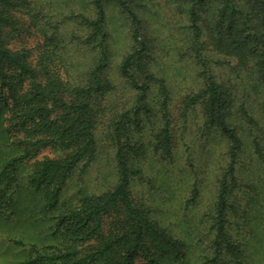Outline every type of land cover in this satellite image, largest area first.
<instances>
[{"label": "trees", "instance_id": "obj_1", "mask_svg": "<svg viewBox=\"0 0 264 264\" xmlns=\"http://www.w3.org/2000/svg\"><path fill=\"white\" fill-rule=\"evenodd\" d=\"M89 1L92 16H74L86 28L81 42L93 55L86 74L76 81L62 70L64 47L60 49L54 37H46L36 55L15 46L23 30L16 16L23 0H0V150L7 149L0 153V213L18 205L21 194L28 193L24 190L43 194L42 213L31 223L46 227L43 234L53 241L38 235L22 264H174L184 256L186 242L134 195L132 184L140 170L134 163L135 152L150 147L162 159L172 156L175 147L170 89L154 73L159 49L148 33L138 0ZM164 2L176 56L199 66L202 79L200 89L183 97L184 114L197 108L201 130L207 135L217 132L228 142V162L218 179L210 226L212 254L204 261L225 264L241 253L230 232L229 215L235 210L236 165L243 139L237 130L240 116L233 110L236 90L216 75L215 68L225 67L241 81L253 82L264 95V0ZM110 5L118 8L128 25L129 47L117 73L134 92L132 105L108 119L116 179L107 190L66 204L59 198L72 171L80 162L90 164L98 152V103L112 88L106 30ZM153 97L160 126L145 147L131 133L132 127L140 128L143 119L153 114ZM241 112V118L256 122L245 107ZM253 142L261 157L257 141ZM48 147L61 155L33 161L24 178L26 163ZM198 195L193 187L186 206L196 202ZM12 240L25 245L20 239Z\"/></svg>", "mask_w": 264, "mask_h": 264}, {"label": "rangeland", "instance_id": "obj_2", "mask_svg": "<svg viewBox=\"0 0 264 264\" xmlns=\"http://www.w3.org/2000/svg\"><path fill=\"white\" fill-rule=\"evenodd\" d=\"M138 2L148 20V33L159 49L154 73L163 77L170 89V113L176 141L172 156L167 158L161 159L147 147L160 126V114L154 104L156 98L153 97L154 112L149 120L143 119L140 128L132 127L133 139H141L147 147L133 154L136 167H140L132 177L133 193L152 208L155 217L186 242L184 256L174 264H204L212 254L214 235L210 226L218 179L228 162V142L217 132L207 135L201 130L202 117L197 108L184 114L183 97L200 89L202 79L198 75L199 66L190 60H179L176 56L174 31L168 28L171 20L164 0ZM80 13L92 16L89 0H23L16 12L23 30L15 39V46L26 47L36 55L38 48L45 46L46 37H54L60 49L61 45L64 47L62 70H67L72 79L80 80L86 74L93 55L82 43L87 31L78 22L79 18L74 16ZM107 14L110 53L107 71L112 88L98 103L97 156L90 164L80 162L72 171L59 198L60 202L66 204L74 205L86 194L103 192L115 182L114 146L108 135V119L131 106L134 96L126 81L117 73L118 65L129 47L128 25L116 6L110 5ZM71 15L73 18L69 19ZM215 73L236 90L233 110L240 116L237 130L243 139L236 165L238 185L234 191L235 210L229 215L230 232L240 245L241 253L239 258H229L225 264H264L263 91L256 89L251 81L236 78L225 67L215 68ZM241 107H245L256 122L241 118ZM254 140L260 147L261 157L254 149ZM3 151L7 149L2 148L0 153ZM60 155L51 147L41 149L36 158L26 163L23 177L32 169L30 163L33 161L44 156ZM193 187L198 188V198L186 206ZM24 191L28 193L21 194L18 205H12L7 212L0 213V264H22V261H27L31 244L39 241L38 235L41 238L44 236L46 227L31 223L33 217L39 218L42 213L43 194ZM12 239H20L25 245H17ZM43 239L53 241L50 236Z\"/></svg>", "mask_w": 264, "mask_h": 264}]
</instances>
